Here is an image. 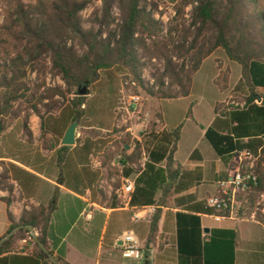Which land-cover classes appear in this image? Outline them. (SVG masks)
<instances>
[{"label":"trees","instance_id":"1","mask_svg":"<svg viewBox=\"0 0 264 264\" xmlns=\"http://www.w3.org/2000/svg\"><path fill=\"white\" fill-rule=\"evenodd\" d=\"M93 1L3 0L5 8L3 22L0 23L1 131L23 119L25 133L31 141L28 128L30 117L37 115L45 132L47 116L60 112L67 105L74 109L72 123L80 122L87 97H78V89L87 83L89 87L97 84L102 75L110 72L131 77L146 90L141 79L143 64L140 50L151 58L166 60L164 72L156 78L160 89H147L149 96L161 101L188 97L194 74L206 59L220 49L242 69L238 87L247 89L246 106L244 109L222 110L224 105H217L215 122L207 129L205 140L226 166L239 152L249 151L259 157L256 167L258 181L249 190L251 200L255 201L264 193V95L257 93L264 91V7L261 2L174 0L177 19L168 31V37L160 39L163 24L154 16L158 4L153 3L149 10L151 4L148 0H103V14L96 21L99 29L86 30L80 14ZM114 6L121 12V22L116 29L110 30L116 22L111 15ZM189 6H193L195 34L187 47L192 33L181 29L178 19ZM175 33L180 35L182 42L173 38ZM148 40H152L150 44ZM174 54L178 59L193 54L192 71L187 72L185 64H176L172 58ZM48 74L60 77L65 87H48ZM33 75H36L35 80H32ZM227 78L226 71H222L217 82L223 80L225 87L220 89H226ZM166 79L170 80V87L165 91ZM174 87L181 91L175 92ZM41 106L46 109L44 114ZM180 130L152 133L146 147L143 144L148 161L130 196L132 208L157 206L159 198L165 202L199 183L196 171L181 173L180 169L173 168ZM142 151V144H138L134 156L128 160L140 159ZM198 155L196 151L191 160L195 161ZM132 174L130 170L125 172L126 177ZM9 180L6 171L0 175V190H8L12 194L13 186ZM189 199L195 201L193 195ZM3 202L10 206L12 199H3ZM55 210L56 196L48 208H40L30 214L25 212L18 224L8 212L12 223L8 234L19 226L41 229L38 240L47 250L44 251L33 238L35 246L31 250L30 241L25 246H19L20 240L29 239L30 232L24 228L4 243L0 248V257L15 254V259H22L20 264H53L49 257L52 255L58 264H67L64 254L56 255L48 245L47 227ZM185 211L187 213L177 214L179 264H235L236 231L213 229L209 236H205L201 218L194 215V208ZM207 212L211 215L210 210ZM18 254L25 256L19 258Z\"/></svg>","mask_w":264,"mask_h":264},{"label":"crops","instance_id":"2","mask_svg":"<svg viewBox=\"0 0 264 264\" xmlns=\"http://www.w3.org/2000/svg\"><path fill=\"white\" fill-rule=\"evenodd\" d=\"M220 52V49L216 50L203 62L200 70L213 59L224 66L217 67L218 72H221L220 68L223 71L231 68L233 62L224 51ZM232 72H235L236 79L231 81L230 87L234 89L242 80V69L235 68ZM118 93L113 97L114 113L119 103ZM221 94L224 97L220 102L211 103L212 118L207 126L195 119L192 120L195 127L183 126L175 119L176 110L165 113L158 107V114L167 131L181 128L173 168L180 169L181 173L196 171L200 181L195 188L165 202L159 198L157 206H150L155 208V213L144 216L137 223L132 221V214L139 209L132 208L130 200L120 193L123 177L113 167V155L110 158L108 152L109 141L106 137L116 125V116L111 127L100 128L101 131L80 124L73 146L63 145V138L74 116L72 107H64L70 110L61 128L46 124V133L42 120L32 115L28 125L31 141L25 133L23 119H19L0 134V175L6 171L9 184L13 186L12 194L8 190H0V240L12 227L8 212L18 224L25 212L30 214L34 210L48 208L56 196V210L47 227L48 245L56 255L62 252L67 264H137L123 256V238L128 233H132L140 245L152 253L151 264H179L177 214L187 213L185 209L194 208V215L201 218L205 236H209L213 229L236 231L235 264H264V226L261 219L259 222L248 218L216 222L207 214L206 200L216 195L218 183L231 179L235 171L234 160L226 166L214 151V154L209 150L207 154L201 151L206 131L216 119L215 108L231 97L230 93ZM94 96L91 92L87 98ZM188 98L190 96L177 101ZM64 108L54 115L59 116ZM15 130L17 133L14 135ZM196 151L199 155L192 161L191 157ZM96 161L102 162V168L93 165ZM103 180L106 184L101 189L99 183ZM190 195L194 196V202L189 199ZM7 198L12 199L10 206L3 202ZM238 200L242 205L254 202L249 192L239 195ZM205 229H209V233ZM34 231L41 235V229ZM28 243L29 239L18 242L19 246ZM29 245V250L35 246L33 243ZM24 256L17 255L19 258ZM20 262H23L22 259H15V254L0 257V264Z\"/></svg>","mask_w":264,"mask_h":264},{"label":"rangeland","instance_id":"3","mask_svg":"<svg viewBox=\"0 0 264 264\" xmlns=\"http://www.w3.org/2000/svg\"><path fill=\"white\" fill-rule=\"evenodd\" d=\"M35 1V0H34ZM261 4L264 7V0H259ZM148 2L151 4L149 6V10L152 9V4H158L159 8L156 12H154V16L157 20H159L163 25L161 28V32L159 34L160 39L167 38L168 31L170 27L172 26L174 21L177 19V11L176 6L174 3V0H148ZM5 5L3 3V0H0V23L3 22V11H4ZM103 14V0H94L88 8H86L81 14L80 17L82 19L83 27L86 30H90L92 28L98 30L99 26L97 25V19L101 18ZM111 15L113 19L116 20L115 24L111 26L110 30L116 29V25L121 22V12L118 9V7L114 6L112 9ZM179 23L182 25L181 29H185L186 32L192 33L191 36L188 39V43L186 44L187 47H189L192 43L194 34H195V28L192 26L193 23V6H189L185 9V12L183 16L178 19ZM183 34V33H182ZM106 33L104 34V37H106ZM173 38L178 39L180 42H182L179 34H173ZM154 39V38H153ZM152 40H148V44L151 43ZM223 50H221L220 53H222ZM139 56L141 59V62L143 64L142 70H141V79L146 87V90L143 86H141L138 83V87L133 90L132 92L140 97L139 106L141 111L149 115L150 117L154 116L158 113V107H160L165 113H172V111H175V119L176 121H180L181 124L186 127H195L194 124H192V120H196L199 124H202L204 126H207L208 121L210 118H212V110H211V103L212 102H220L221 99L224 97L222 96V92L230 93L229 99L223 104L224 108L222 110L227 109L229 110L231 107L232 102H243L246 101V94L247 89L242 86L239 88L238 86L234 89L230 87L231 81L236 79L235 72L233 73L235 68L240 69V65L233 62V66L231 68H227L226 75L228 79V83L225 90H222L220 88L225 87V82L223 80H220V83L217 82L219 79L221 72L223 71L222 65L218 64V61L216 62L214 59L210 60L208 63H206L200 72H197L193 76V82L192 87L190 91V98L187 100H171V101H161L158 99H155L147 94V89H150L152 91H157L160 89V86L157 84V76L159 73H163L165 70L166 60L164 58H158V57H149L143 53V51L140 50ZM173 61L178 64L179 66H182L185 64V70L187 72H191L194 65L193 60V54L185 56L183 59H178V56L174 54ZM222 63V61H221ZM217 67H222L220 70L221 72H218ZM231 72L233 75V78L231 80ZM218 73L217 77L215 78L216 74ZM126 75H119L117 72H110L108 74H104L101 77V81L99 84H94L90 86V90L95 96L90 99H85V107H84V116L82 117L81 121L79 122V126H86L88 128H96L95 130L101 131L100 128H110L113 124V119L115 117V113L113 112V108L115 106V100H114V94L120 92L119 95V103L124 99L126 101V105H130V100L128 98L121 95L122 89H123V83L126 80H133L131 77L125 78ZM47 84L48 87H65V84L61 80L60 77H54L51 74L47 75ZM36 79V75L32 76V80ZM220 85V86H219ZM121 87V88H120ZM170 87V80H165V86L164 90H168ZM153 88V89H151ZM173 90L175 92H180V88L174 87ZM222 92H221V91ZM259 95H264V91L259 90L257 92ZM119 94V93H118ZM123 100V101H124ZM48 103V102H46ZM68 107H71V105H67ZM123 107V105L121 106ZM41 112L44 114L46 112V109L41 106ZM86 109V111H85ZM69 108H64L62 113L59 116H55L57 112H55L53 115L47 116L46 124L47 126L56 125L59 129L61 128L62 124H64L67 121V115L69 112ZM22 125V124H21ZM72 125V124H71ZM70 125V126H71ZM22 127V126H21ZM17 133V130H15L14 135ZM129 136H123L120 142H125L126 140H129ZM149 137L143 138L144 146L146 147V141ZM197 138V137H196ZM199 139V138H198ZM131 142V139L129 140ZM203 145L201 146V151L204 154H207V150L211 151V153L214 154L211 146L206 140H203ZM120 148V145H118ZM208 157V156H207Z\"/></svg>","mask_w":264,"mask_h":264},{"label":"built area","instance_id":"4","mask_svg":"<svg viewBox=\"0 0 264 264\" xmlns=\"http://www.w3.org/2000/svg\"><path fill=\"white\" fill-rule=\"evenodd\" d=\"M138 87L134 80H126L123 83L121 95L130 100V105L122 100L119 107L115 110L116 125L106 137L109 141L108 152L113 155V167L121 174L122 186L120 193L128 200L135 190L136 179L144 171L148 157L143 146V138L149 137L152 133L160 134L167 131L159 114L150 117L144 114L139 106L140 97L132 91ZM246 101L232 102L229 110L244 109ZM129 136L131 142H120L123 136ZM138 144H142L143 151L140 159L134 161L128 160L134 156ZM120 145V148L119 146ZM235 171L231 179L218 183V192L216 195L206 200V207L211 211V216L216 222L226 220H242L248 218L254 222H259L264 226V195H260L253 203L247 202L242 205L239 203V195L249 192L250 188L258 181L257 162L258 156L249 151L239 152L234 157ZM93 165L102 168V162H93ZM132 171L130 177H125L126 171ZM105 181L99 183L101 189L105 186ZM28 208V207H27ZM155 213L154 207H146L135 210L132 214V221L137 223L145 216ZM34 235L39 234L34 231ZM33 235L29 233V241L35 245L32 240ZM123 256L126 259L135 261L137 264H151L153 260L152 253L141 246L132 233H128L123 238Z\"/></svg>","mask_w":264,"mask_h":264},{"label":"water","instance_id":"5","mask_svg":"<svg viewBox=\"0 0 264 264\" xmlns=\"http://www.w3.org/2000/svg\"><path fill=\"white\" fill-rule=\"evenodd\" d=\"M91 95V90L89 88V83H87L85 86H82L78 89L77 96L78 97H88ZM79 127V121H76L72 123L68 131L66 132L64 138H63V145L64 146H73L76 144V135H77V130ZM1 129H0V134H1ZM27 229L32 235L33 239L38 243L41 248L46 251L45 245H43L39 240L36 235H34V229L32 226H19L16 229H14L12 232L7 234L4 238L0 240V248L4 245V243L11 238L15 233H17L20 229ZM206 233H209V229H205ZM50 260L52 261L53 264H58L57 260L54 258V256L50 255Z\"/></svg>","mask_w":264,"mask_h":264}]
</instances>
